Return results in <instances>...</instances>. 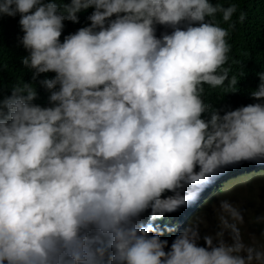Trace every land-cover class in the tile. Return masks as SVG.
<instances>
[{
    "label": "clouds",
    "instance_id": "clouds-1",
    "mask_svg": "<svg viewBox=\"0 0 264 264\" xmlns=\"http://www.w3.org/2000/svg\"><path fill=\"white\" fill-rule=\"evenodd\" d=\"M0 15H19L0 38L31 73L0 88V264H264L232 193L204 209L264 174L263 1L0 0Z\"/></svg>",
    "mask_w": 264,
    "mask_h": 264
},
{
    "label": "trees",
    "instance_id": "trees-1",
    "mask_svg": "<svg viewBox=\"0 0 264 264\" xmlns=\"http://www.w3.org/2000/svg\"><path fill=\"white\" fill-rule=\"evenodd\" d=\"M229 2L233 1H240V0H225ZM256 1H263L264 0H256ZM92 11V8L89 7L87 9L81 10L77 15L79 17L77 22H73L70 20H66L64 22L65 27H70L71 31H74L78 27L89 23L85 19V17ZM19 19V15L16 17L7 16V15H0V31L4 28L14 27L17 24V21ZM64 27V29H65ZM248 26L244 23L242 20H237L235 23V27L233 30V34L237 37V39L240 41L242 48L244 49V41L246 39ZM240 54L242 57L249 55V50H242L240 51ZM41 77L44 75H54V73H46V74H40ZM31 79V73L29 71H26L22 65L20 58L17 61V64L13 65V62L11 60L10 55V49H9V36L8 34H5L3 38H0V88L1 91H10V87L13 84H16L18 82H24L26 80ZM39 79V78H38ZM34 86H36L38 91V97L42 100L47 98V91L39 85L37 82L36 85L34 83ZM264 174H261L256 177H252L250 180H246V187L243 192V185L239 182L231 183L230 185L226 186L220 192L211 199L210 203L204 208L205 210H208L210 213H213L214 210H211L213 208V205H217L219 203V200L222 199L224 196H228L230 193L233 195L229 198L234 204L238 205L241 210H249L250 215L247 213V219L250 221L248 225H256L258 228L262 231H264V221L257 222L256 217L260 215H264ZM252 210V211H251ZM246 219V220H247ZM247 225V223H246ZM262 244V243H261Z\"/></svg>",
    "mask_w": 264,
    "mask_h": 264
},
{
    "label": "rangeland",
    "instance_id": "rangeland-1",
    "mask_svg": "<svg viewBox=\"0 0 264 264\" xmlns=\"http://www.w3.org/2000/svg\"><path fill=\"white\" fill-rule=\"evenodd\" d=\"M263 185H264V183H263ZM263 191H264V188H263ZM249 212H250L249 210H245L242 212L243 216H244V223L242 225H240L241 234H242V237H243L245 243L255 242L257 244V242H260L262 238H261L258 226L248 225L250 223V221H248V219H247V214L249 216H251ZM246 223H247V225H246ZM257 245H261V244H257Z\"/></svg>",
    "mask_w": 264,
    "mask_h": 264
}]
</instances>
